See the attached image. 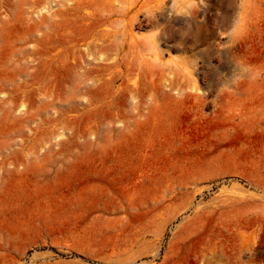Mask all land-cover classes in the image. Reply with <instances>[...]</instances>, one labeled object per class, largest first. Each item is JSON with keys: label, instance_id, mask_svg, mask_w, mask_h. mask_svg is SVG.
<instances>
[{"label": "rangeland", "instance_id": "374dc122", "mask_svg": "<svg viewBox=\"0 0 264 264\" xmlns=\"http://www.w3.org/2000/svg\"><path fill=\"white\" fill-rule=\"evenodd\" d=\"M0 264H264V0H0Z\"/></svg>", "mask_w": 264, "mask_h": 264}, {"label": "bare ground", "instance_id": "6f19581e", "mask_svg": "<svg viewBox=\"0 0 264 264\" xmlns=\"http://www.w3.org/2000/svg\"><path fill=\"white\" fill-rule=\"evenodd\" d=\"M238 46H235V44L232 45L231 48H237ZM153 48H154V52H155V45L153 44ZM122 51V47H117V52H121ZM143 50L140 49L139 53H142ZM157 53V52H155ZM146 63V62H145ZM128 65V71H127V79H126V86L131 89L132 91L133 88H135L136 86H138V84L141 83L142 78H145L144 72H147L148 74V78L152 79V75L150 74V70L148 69L147 71H144L140 65H137L136 63H127ZM122 65H118L117 69L119 71V74H122ZM146 79V78H145ZM224 98H222L221 95H217V94H213V93H208V95L204 96L203 98V104L205 107L214 105L215 107H220L221 104L223 103Z\"/></svg>", "mask_w": 264, "mask_h": 264}, {"label": "clouds", "instance_id": "9594fccd", "mask_svg": "<svg viewBox=\"0 0 264 264\" xmlns=\"http://www.w3.org/2000/svg\"><path fill=\"white\" fill-rule=\"evenodd\" d=\"M235 71H236V70L234 69V74H233V76L229 77V80H231L232 83H236L237 80L239 79V77H238L237 75H235ZM241 71H242V70H241ZM228 86H229V85H228V81H224V82L221 83L220 88L223 89V88L228 87Z\"/></svg>", "mask_w": 264, "mask_h": 264}]
</instances>
